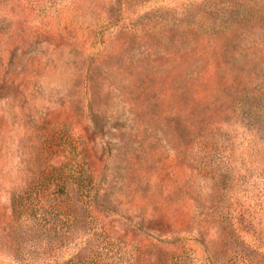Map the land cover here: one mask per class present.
I'll list each match as a JSON object with an SVG mask.
<instances>
[{
  "label": "rangeland",
  "instance_id": "obj_1",
  "mask_svg": "<svg viewBox=\"0 0 264 264\" xmlns=\"http://www.w3.org/2000/svg\"><path fill=\"white\" fill-rule=\"evenodd\" d=\"M230 2L10 0L0 201L49 171L73 172L81 154L93 213L133 229L142 264L186 248L187 264L210 254L229 264L264 248V23L214 45L189 28ZM72 178L84 229L90 212Z\"/></svg>",
  "mask_w": 264,
  "mask_h": 264
},
{
  "label": "trees",
  "instance_id": "obj_2",
  "mask_svg": "<svg viewBox=\"0 0 264 264\" xmlns=\"http://www.w3.org/2000/svg\"><path fill=\"white\" fill-rule=\"evenodd\" d=\"M9 3L10 0H0V24L8 16ZM209 14L214 15V12ZM205 20V23L199 26L191 24L189 28L200 27L205 39L213 45L218 44L221 37L234 38L251 25L264 23V0H232L215 19L209 21L205 17ZM121 21L118 20L116 24ZM232 40L234 43L236 39ZM6 46L0 49L2 83L5 82V78H1V70H5L3 57ZM11 62L12 59L9 66ZM87 164L86 158L80 154L79 164L73 172L72 169H68L69 172L60 170V177L59 170L49 171L35 183L12 195L14 197L10 204L0 201V264H142L140 247L134 240H129L133 238L129 236L133 229L124 233L119 226L110 223L113 218L104 217L103 212L93 213L95 186L93 173ZM69 175L73 176V183L84 197L87 212H90L91 220L84 229L79 228V217L73 211ZM122 233L125 236L121 238ZM95 240L97 242L94 244ZM187 251L186 248L179 254L175 252L170 259H160L155 264H187L188 260L184 257ZM248 252L247 257L243 255L231 259L229 264H264L262 246ZM210 257L209 264H222L211 254ZM192 263L195 264L194 261Z\"/></svg>",
  "mask_w": 264,
  "mask_h": 264
}]
</instances>
